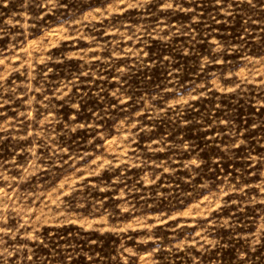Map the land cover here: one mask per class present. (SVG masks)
<instances>
[{"label": "rangeland", "instance_id": "obj_1", "mask_svg": "<svg viewBox=\"0 0 264 264\" xmlns=\"http://www.w3.org/2000/svg\"><path fill=\"white\" fill-rule=\"evenodd\" d=\"M0 264H264V0H0Z\"/></svg>", "mask_w": 264, "mask_h": 264}]
</instances>
